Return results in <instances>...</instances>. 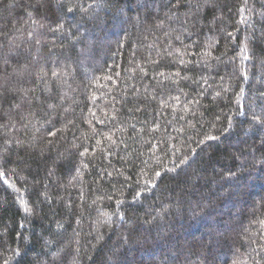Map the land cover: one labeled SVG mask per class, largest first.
<instances>
[{"label":"trees","instance_id":"trees-1","mask_svg":"<svg viewBox=\"0 0 264 264\" xmlns=\"http://www.w3.org/2000/svg\"><path fill=\"white\" fill-rule=\"evenodd\" d=\"M0 264H264V0H0Z\"/></svg>","mask_w":264,"mask_h":264}]
</instances>
